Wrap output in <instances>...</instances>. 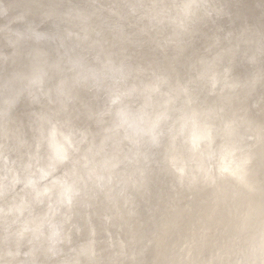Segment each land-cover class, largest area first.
I'll use <instances>...</instances> for the list:
<instances>
[{"label": "clouds", "instance_id": "1", "mask_svg": "<svg viewBox=\"0 0 264 264\" xmlns=\"http://www.w3.org/2000/svg\"><path fill=\"white\" fill-rule=\"evenodd\" d=\"M0 264H264V0H0Z\"/></svg>", "mask_w": 264, "mask_h": 264}]
</instances>
